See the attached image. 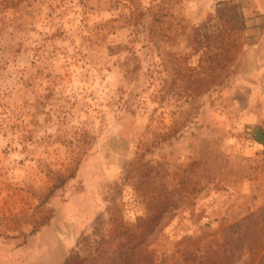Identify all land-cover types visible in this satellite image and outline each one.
Listing matches in <instances>:
<instances>
[{
    "label": "rangeland",
    "instance_id": "1",
    "mask_svg": "<svg viewBox=\"0 0 264 264\" xmlns=\"http://www.w3.org/2000/svg\"><path fill=\"white\" fill-rule=\"evenodd\" d=\"M262 122L264 0H0V264L158 201L157 264H264Z\"/></svg>",
    "mask_w": 264,
    "mask_h": 264
},
{
    "label": "trees",
    "instance_id": "2",
    "mask_svg": "<svg viewBox=\"0 0 264 264\" xmlns=\"http://www.w3.org/2000/svg\"><path fill=\"white\" fill-rule=\"evenodd\" d=\"M231 57L228 56V60ZM253 140L262 146L264 151V122L255 127ZM75 166H70L68 174L62 171L53 173L54 185L41 199L45 200L53 194L56 188L62 186L69 178H72L77 170ZM167 204L163 201L150 203L148 211L144 216L137 219L134 224H128L120 218H111L114 223V230L111 234L101 237L97 243L90 248L88 257L90 264H157L152 253L147 252L146 243L148 237L154 233L156 227L164 217ZM49 216H44L38 220L37 226L45 224ZM77 254L71 255L65 260V264H75Z\"/></svg>",
    "mask_w": 264,
    "mask_h": 264
}]
</instances>
